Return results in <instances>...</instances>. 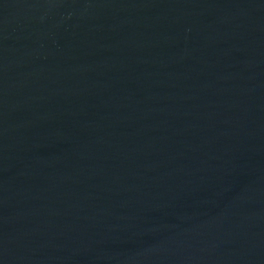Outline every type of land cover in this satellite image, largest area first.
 Returning <instances> with one entry per match:
<instances>
[{
	"label": "water",
	"instance_id": "obj_1",
	"mask_svg": "<svg viewBox=\"0 0 264 264\" xmlns=\"http://www.w3.org/2000/svg\"><path fill=\"white\" fill-rule=\"evenodd\" d=\"M0 264H264V0H0Z\"/></svg>",
	"mask_w": 264,
	"mask_h": 264
}]
</instances>
